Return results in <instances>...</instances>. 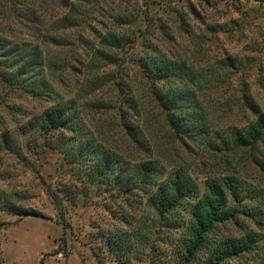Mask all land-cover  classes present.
Here are the masks:
<instances>
[{"label": "rangeland", "instance_id": "obj_1", "mask_svg": "<svg viewBox=\"0 0 264 264\" xmlns=\"http://www.w3.org/2000/svg\"><path fill=\"white\" fill-rule=\"evenodd\" d=\"M68 1L80 6L85 15L84 22L66 34L67 44L78 50L76 58L83 59L82 44L97 46L98 37L112 30L114 16H126V20L134 21L123 19L124 24L114 27L132 41L117 56L123 64L121 72L127 74L125 84L129 81L128 85L140 88L144 83L136 62L149 41L167 56L187 60L194 69L201 81L197 93L220 139L215 137L205 144L185 141L186 147L178 146V152L167 154L174 162L179 157L193 164L191 170L200 192H204L207 180L230 179L236 183L237 195L230 196L229 205L237 211L232 220L217 226L215 237L242 240L247 235L256 236L257 253L244 254L227 264H264V138L253 148L221 143L228 139L230 128L247 126L255 118L244 105L245 97L264 113V0ZM39 2H45L48 13L65 11L58 2ZM75 68L58 79L67 86L60 90L69 92L67 96L74 93L77 101L84 76L114 70L107 66L93 72L79 65ZM120 87H106L102 103L107 109L99 115L87 107L84 120L97 137L99 131L103 133L101 140L124 149L123 139L117 135L119 128L113 129V122L119 118L113 107L123 99ZM0 97H5L0 105V136L9 131L22 148L15 155L0 146V190L9 200L18 194V206L41 214L19 217L0 201V264H181L170 256V239L166 240L169 236L179 243L183 237L179 229L169 234L142 204L87 183L59 153L18 129L24 118L17 111L32 110L36 102L8 90H1ZM65 188L67 193L60 191ZM52 192L63 195L61 211ZM177 216L188 219L185 211ZM115 235H135L136 240L130 238L127 248L119 252L109 242Z\"/></svg>", "mask_w": 264, "mask_h": 264}, {"label": "trees", "instance_id": "obj_2", "mask_svg": "<svg viewBox=\"0 0 264 264\" xmlns=\"http://www.w3.org/2000/svg\"><path fill=\"white\" fill-rule=\"evenodd\" d=\"M39 1L0 0V91L18 93L37 103L32 110L17 111L24 118L18 128L22 134L41 139L44 147L59 153L87 183L151 210L155 223L167 233L179 229L183 235L179 243H175L176 238H166L170 239V256L177 262L227 264L244 254L257 253L256 236L247 235L242 240L215 237L217 226L232 220L237 211L229 205L230 196L237 195L236 183L230 179L207 180L204 192H200L192 174L193 164L179 157L174 162L167 154L178 152V146L186 147L185 141L205 144L215 137L220 139L197 93L200 78L187 60L167 56L149 41L136 62L144 83L134 88L129 81L125 84L127 74L121 72L123 64L117 58L119 51L132 43L114 30L115 25L124 24L126 16H114L112 30L98 37L97 46L81 43L83 59H78L74 56L78 50L67 44L66 34L84 22L81 7L68 0H52L65 10L56 15L48 13L45 2ZM129 20L134 18L124 21ZM75 65L87 67L88 72L106 66L114 70L91 78L84 76L78 90L79 102L74 93L67 96L69 92H62L67 86L58 79L74 71ZM117 85L121 86L123 99L113 107L119 115L113 129L119 128L117 135H121L124 149L101 140L103 133L99 131L97 137L84 120L87 107L103 115L102 110L107 109L102 103L105 88ZM3 100L5 97H0V105ZM244 105L255 118L247 126L230 128L228 139L221 143L253 148L264 138V113L250 98H244ZM0 146L15 155L22 149L9 131L2 132ZM5 194L0 190V201L7 211L19 217H41L32 209L18 206V194L12 196L13 200ZM51 195L61 211L63 195ZM182 211L188 219L177 216ZM134 236L115 235L109 242L114 250L122 252Z\"/></svg>", "mask_w": 264, "mask_h": 264}]
</instances>
